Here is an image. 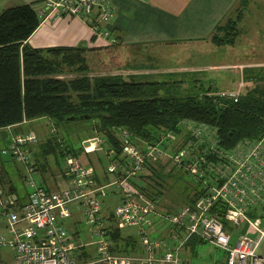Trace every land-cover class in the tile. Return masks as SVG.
<instances>
[{
	"label": "built area",
	"instance_id": "2783aa9c",
	"mask_svg": "<svg viewBox=\"0 0 264 264\" xmlns=\"http://www.w3.org/2000/svg\"><path fill=\"white\" fill-rule=\"evenodd\" d=\"M35 12L41 21L63 15L77 18L93 36L108 44L116 42L105 25L112 16L106 0H43ZM243 86L240 79L237 89L216 95L236 101ZM180 128L181 135L163 132L151 144L119 130L120 156L106 167V173L115 175L113 180L99 185L91 167L66 157V186L54 190L36 185L32 177L36 168L27 148L37 144L36 134L8 129L0 154L21 166L31 189L20 202L0 186V216L6 220L0 248L14 253L15 264H188L182 253L195 239L221 250L220 264H264V255L256 254L264 240V134L225 150L214 128L192 121L181 122ZM94 140L83 147L85 153L99 149L103 140L98 136ZM160 162L186 171L197 193L191 203L162 216L156 212V202L135 184L147 165L157 167ZM105 188L119 195L113 205L105 206L97 196L105 195ZM73 213L91 233L90 242H82L78 231L65 223ZM155 217L163 218L165 226L157 237L152 236ZM114 230L123 238H136L138 251H114ZM87 247L93 248L92 257L83 256Z\"/></svg>",
	"mask_w": 264,
	"mask_h": 264
},
{
	"label": "trees",
	"instance_id": "16d2710c",
	"mask_svg": "<svg viewBox=\"0 0 264 264\" xmlns=\"http://www.w3.org/2000/svg\"><path fill=\"white\" fill-rule=\"evenodd\" d=\"M247 1L239 0L238 6L214 27L205 42L216 47L232 45L239 36L238 23ZM40 22L35 10L28 4L0 13V130L38 118L47 119L54 129L85 126L86 133H95L103 140L101 148L110 159L120 156L121 142L116 136L119 130L128 132L135 141L151 144L163 132L172 131L181 135L180 123L192 121L214 128L218 144L225 150L264 134L262 83L257 82L250 89L244 88L240 97L233 101L216 95L210 88L181 95L178 91L182 87L181 81H135L117 76H77L63 80L56 76L65 68L85 74L88 68L86 60L90 55L97 58L94 66L91 64V68L97 71L122 68L125 60L119 48L110 46L33 49L23 45ZM104 54L109 55L107 59L102 57ZM72 116L87 118L68 120ZM15 129L14 132L23 131ZM57 133L53 130L47 140L39 144V155L44 159L48 156L55 159L67 156L78 158L83 140L76 149L65 146ZM34 160L38 165V156ZM2 165L0 154V186L13 192L10 185H7L9 188L6 186ZM146 168L145 173L138 175L135 184L156 202L162 194L157 188L160 185L158 180L170 175H163L152 165ZM179 172L187 174L181 169ZM184 196L183 204H189L197 193L192 188ZM111 238L114 251L126 254L138 251V242L134 237L123 238L114 230ZM195 242L199 241L191 239L188 245Z\"/></svg>",
	"mask_w": 264,
	"mask_h": 264
},
{
	"label": "crops",
	"instance_id": "0c3cea01",
	"mask_svg": "<svg viewBox=\"0 0 264 264\" xmlns=\"http://www.w3.org/2000/svg\"><path fill=\"white\" fill-rule=\"evenodd\" d=\"M106 1L112 7V16L105 25H107L111 31V36L116 40L115 44H108L101 38L93 36L88 26L81 20L63 15L56 20L41 21L32 35L23 42V45L33 49L59 46L82 48L110 46L119 48V52L124 59L127 58L128 61L135 60V64L139 65V68H141L142 71H139L137 74V78L140 81H149L147 79L152 77L155 79L150 81H157L159 75L156 77L154 71H158L157 67H159V65H163L165 69L167 68L168 73L174 74H185L186 71L189 73L192 68L199 69V65H193V62L189 65L182 63L176 64L170 60V56H174L182 49L187 52L197 53L202 47L207 48L208 43L205 42L207 40L206 38L210 36L214 27L223 20L225 15L239 3V0ZM42 2L43 0H0V13L8 8L25 4L30 5L35 10L37 7L41 6ZM243 68V66H239L236 69L241 73L244 70ZM210 81L211 79L209 82ZM238 83L239 82L235 81V79H228L219 84L221 87L215 83H211L208 88H211L212 92L217 93L234 89L237 87ZM29 123L30 122H25L14 128H6V130L8 131L9 129L14 132L16 130L15 128H17L23 131H30L28 129H23L24 126H27ZM94 139L95 137H91L82 141V154L85 155L86 161L83 162L80 159L77 161L85 166L91 167L94 171V179L99 185L103 186L113 180L115 175L106 173V167L111 162V159L106 155V151L101 148L100 144L98 150L92 154H85L83 150L84 146L82 145L83 142H91ZM1 143L0 149L7 145L6 139L1 140ZM38 147L39 142L27 148L30 159L36 168L32 174V177L36 176L33 177L35 184L47 190L65 187L67 180L65 176V171L67 169L66 159L64 168H61L60 165L59 168L57 167L59 170L57 175L47 173L49 171V166L46 164L45 160L42 161L39 158L41 156L38 157L41 161L38 165H35V156L39 155ZM99 150L102 151L101 154H99ZM2 160V171L4 170L7 182L6 186L10 185L13 193L19 198V201L23 202L26 193L31 189L25 181L23 170L21 166L14 161L3 157ZM15 181L21 183L19 190L15 186ZM104 192L105 195L101 196V193H99L97 196L100 197V200L105 206L113 205V203L118 201L119 195L117 191L112 192V189L105 188ZM168 211L169 210L164 209V206L160 202V198H157L156 212L162 216ZM174 211L171 210L170 212ZM153 221L156 223V231L162 226L163 218L159 220L158 217H155ZM65 223L78 231L79 238L82 242L88 243L93 240L89 230L83 226L81 217L77 215L74 216L73 213L70 218L65 220ZM198 243L199 242H195L192 245H187L182 255H185L184 257L187 258V254L191 251L193 245ZM83 256L86 258L92 257L93 248L87 247Z\"/></svg>",
	"mask_w": 264,
	"mask_h": 264
},
{
	"label": "rangeland",
	"instance_id": "374dc122",
	"mask_svg": "<svg viewBox=\"0 0 264 264\" xmlns=\"http://www.w3.org/2000/svg\"><path fill=\"white\" fill-rule=\"evenodd\" d=\"M237 6H234L233 8ZM241 15L242 19L238 23L240 33L232 45L216 47L209 43L207 48L202 47L197 53L190 51L187 52L182 49L174 56H170V60L176 64L182 63L189 65L193 62V65H199V69L192 68L189 73L186 71L185 74H174L168 73L167 68L165 69L163 65H159V67H157L158 71H154L156 77L159 75L157 81H181L182 87L178 90L181 95L198 93L204 88H208L211 83L219 85L222 81L228 79H235L237 82L241 79L244 85L243 89L253 88L258 83H262L261 85L264 86V0H248L246 8ZM208 38L209 37L206 39L208 40ZM108 56L109 55L104 54L102 57L107 59ZM96 59L97 58L91 55L87 57L86 64L88 68L86 70L87 72L85 71V74L76 73L73 70L72 72L71 69L65 68L62 73L56 76V78L71 80L77 76H88L90 78L117 76L140 81L137 78V74L142 70L139 68V65L135 64V60L128 61L127 58H123V60L126 61V64L122 68L109 71H97L96 69L91 68V64L93 65V62H95ZM235 66H243V72L239 73ZM154 79L155 78L152 77L147 80L150 81ZM210 79L211 81L209 82ZM219 86L221 87V85ZM235 89H237V87L226 91H232ZM210 90L212 89L210 88ZM23 129L33 131L37 135L39 144L46 141L53 130L57 131L58 137L64 140L63 144L65 146L70 145L76 149L79 148V142L81 140H84L85 138L88 139L87 137H89V135H92L93 137L96 136L95 133H86L88 130L85 126H72L66 130L54 129L45 118L32 120L27 126H24ZM52 135H54V133ZM37 149L40 151V146ZM95 151L96 150L93 152ZM93 152L91 151L85 154H92ZM98 152L99 154L102 153L100 150ZM82 153L83 152L80 150L78 158L75 159H80L85 162L86 157ZM37 156L39 157L40 155ZM39 158L42 161L45 160L46 164L49 166V171L47 170V173L57 175L59 173L57 167L59 168V165L61 168L65 167L66 157L59 159H55L53 156H48L46 159L42 157ZM40 159L39 161H41ZM156 170L163 175H170L168 176L169 178L164 177L162 180L159 179L158 182L160 185L159 187L157 186V188L162 192L160 195V202L164 206V209L174 211L183 205L182 201L185 197L184 195L187 190L193 188L192 186L194 185V182L188 174L180 173L178 169L172 170L170 169V165L164 162H160L159 165H157ZM20 185L21 183L19 181H15V186L18 190ZM5 224V218L0 217V233H5ZM163 230L164 226L162 225L152 234V236L157 237ZM250 235L255 240L258 239L257 235ZM256 254L264 255V240L260 241L259 246L256 249ZM187 259L188 264H219L223 262L224 253L221 250L213 248L208 243L199 242L198 244L193 245L191 251L187 254ZM0 264H15L14 253L10 249L0 248Z\"/></svg>",
	"mask_w": 264,
	"mask_h": 264
},
{
	"label": "water",
	"instance_id": "95a60500",
	"mask_svg": "<svg viewBox=\"0 0 264 264\" xmlns=\"http://www.w3.org/2000/svg\"><path fill=\"white\" fill-rule=\"evenodd\" d=\"M87 117H85V116H78V117H69L68 118V120H82V119H86ZM7 135H8V132H7V130L6 129H1L0 130V139L1 140H5V139H7ZM91 143H95V140H92L91 142L90 141H85V142H83V146L84 147H86V146H88L89 144H91Z\"/></svg>",
	"mask_w": 264,
	"mask_h": 264
}]
</instances>
